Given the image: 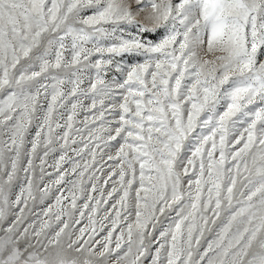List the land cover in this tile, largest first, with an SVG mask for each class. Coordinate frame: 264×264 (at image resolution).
Listing matches in <instances>:
<instances>
[{
  "label": "snow or ice",
  "instance_id": "obj_1",
  "mask_svg": "<svg viewBox=\"0 0 264 264\" xmlns=\"http://www.w3.org/2000/svg\"><path fill=\"white\" fill-rule=\"evenodd\" d=\"M0 264H264V0H0Z\"/></svg>",
  "mask_w": 264,
  "mask_h": 264
}]
</instances>
